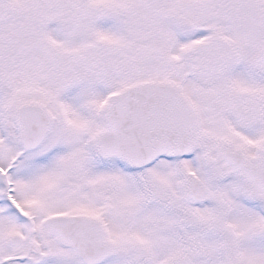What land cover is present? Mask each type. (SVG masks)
Returning a JSON list of instances; mask_svg holds the SVG:
<instances>
[{"label": "snow or ice", "instance_id": "obj_1", "mask_svg": "<svg viewBox=\"0 0 264 264\" xmlns=\"http://www.w3.org/2000/svg\"><path fill=\"white\" fill-rule=\"evenodd\" d=\"M0 264H264V0H0Z\"/></svg>", "mask_w": 264, "mask_h": 264}]
</instances>
